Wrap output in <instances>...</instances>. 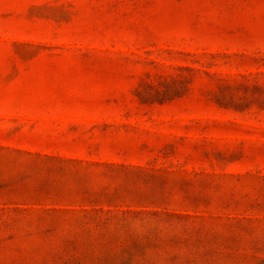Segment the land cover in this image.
Here are the masks:
<instances>
[{
    "label": "rangeland",
    "instance_id": "rangeland-1",
    "mask_svg": "<svg viewBox=\"0 0 264 264\" xmlns=\"http://www.w3.org/2000/svg\"><path fill=\"white\" fill-rule=\"evenodd\" d=\"M0 264H264V0H0Z\"/></svg>",
    "mask_w": 264,
    "mask_h": 264
}]
</instances>
